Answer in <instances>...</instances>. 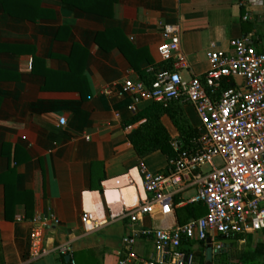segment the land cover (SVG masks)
Returning a JSON list of instances; mask_svg holds the SVG:
<instances>
[{
    "label": "crops",
    "instance_id": "0c3cea01",
    "mask_svg": "<svg viewBox=\"0 0 264 264\" xmlns=\"http://www.w3.org/2000/svg\"><path fill=\"white\" fill-rule=\"evenodd\" d=\"M161 24L179 28L182 78L204 84L211 43L228 55L231 39L264 32V0H0V264H63L56 253L63 244L74 264H144L156 257L153 239L127 249L124 236L140 227L174 228L205 212L189 204L134 223L118 217L152 197L142 165L166 170L163 152H135L128 135L140 122L127 123L135 114L131 96L117 94L123 80L141 79L140 71L153 72L161 61ZM183 109L197 128L193 106ZM161 121L171 140L180 139L167 115ZM86 212L97 227L84 226ZM47 213L59 224L43 232L48 252L31 259L30 220ZM109 213L117 217L108 220ZM208 238L210 251L207 242L187 239L181 250L196 264H228L243 249L261 247L264 262V231ZM216 242L225 248L213 252Z\"/></svg>",
    "mask_w": 264,
    "mask_h": 264
},
{
    "label": "built area",
    "instance_id": "2783aa9c",
    "mask_svg": "<svg viewBox=\"0 0 264 264\" xmlns=\"http://www.w3.org/2000/svg\"><path fill=\"white\" fill-rule=\"evenodd\" d=\"M160 26L162 42L158 55L161 61H171L172 69L155 72L150 84L127 78L117 94L131 96L128 109L132 113L146 102L167 104L180 99L191 104L199 118L198 136L190 148L182 149L181 139L170 141L175 153L167 158L165 171L140 167L143 187L152 197L118 217L128 216L134 223L140 215L165 216L174 206L202 204V215L174 228L140 227L122 238L127 249L139 238L153 239L156 257L144 264H196L192 252L181 250L182 239L206 242L212 234L229 237L264 231V32L231 39L228 55L212 49L211 43L207 51L210 66L203 84L195 77L183 79L179 72L187 62L180 49L178 26ZM231 80L242 83L216 95L222 83ZM64 124L65 118L60 117L58 125ZM188 187H195V193L177 198ZM116 217L109 213L108 220ZM30 222L28 253L34 259L48 252L42 244L43 232L58 225L59 218L47 213L36 215ZM83 224L88 229L98 226L87 212ZM224 248L222 242H216L212 251ZM56 253L64 258L70 256L69 245L59 246ZM63 264H74V260L70 256ZM118 264L129 261L120 259Z\"/></svg>",
    "mask_w": 264,
    "mask_h": 264
},
{
    "label": "trees",
    "instance_id": "16d2710c",
    "mask_svg": "<svg viewBox=\"0 0 264 264\" xmlns=\"http://www.w3.org/2000/svg\"><path fill=\"white\" fill-rule=\"evenodd\" d=\"M160 69L171 70L172 62L160 61L155 65L153 72L140 71L141 79L146 84H150L155 72ZM229 87H231L229 81L223 82L217 94ZM183 104L184 102L180 99L172 100L167 104L150 102L137 110L127 121L129 124L140 122L128 135L129 141L138 156L145 157L157 150L163 152L167 158L174 155L175 152L170 144L171 137L161 121L163 115H167L177 129L182 141V149L195 145L198 129L188 119L183 109ZM241 235L235 234L230 235V237L239 238ZM262 251L261 247H256L253 252H249V249L245 248L240 253L235 254L233 260L228 264H264V262L259 260Z\"/></svg>",
    "mask_w": 264,
    "mask_h": 264
},
{
    "label": "water",
    "instance_id": "95a60500",
    "mask_svg": "<svg viewBox=\"0 0 264 264\" xmlns=\"http://www.w3.org/2000/svg\"><path fill=\"white\" fill-rule=\"evenodd\" d=\"M206 242H207V250L210 251V250H211V245H210L211 240H210V238H207V239H206ZM69 258H70V256L67 255V256H65L64 259H65V260H69Z\"/></svg>",
    "mask_w": 264,
    "mask_h": 264
},
{
    "label": "rangeland",
    "instance_id": "374dc122",
    "mask_svg": "<svg viewBox=\"0 0 264 264\" xmlns=\"http://www.w3.org/2000/svg\"><path fill=\"white\" fill-rule=\"evenodd\" d=\"M215 162H216V163H218V162H219V160H218V159H216V160H215Z\"/></svg>",
    "mask_w": 264,
    "mask_h": 264
}]
</instances>
